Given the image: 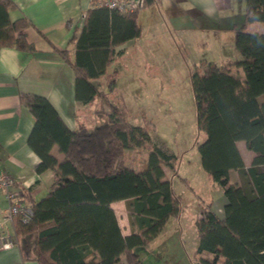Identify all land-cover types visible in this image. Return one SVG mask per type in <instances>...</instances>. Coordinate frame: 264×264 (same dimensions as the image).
<instances>
[{"label": "trees", "instance_id": "obj_1", "mask_svg": "<svg viewBox=\"0 0 264 264\" xmlns=\"http://www.w3.org/2000/svg\"><path fill=\"white\" fill-rule=\"evenodd\" d=\"M15 7L14 0H0V50L33 53L38 48L27 34L32 22L27 17L12 20ZM141 8L122 12L90 6L70 39L75 57L69 48L59 50L74 69L76 98L84 104L100 99L97 112L104 113V121L72 129L48 97L20 93L21 103L35 117L28 144L40 158L36 171H53L50 189L40 199L23 189L32 217L12 218L23 261L141 264L136 247L149 245L181 212L182 197L165 177V167L175 170L178 156L153 140V120L133 123L125 100L113 101L96 81L110 75L119 46L142 36ZM255 22L264 23V0H246L235 36L239 57L224 64L202 59L192 73L197 124L205 135L198 145L201 165L227 199L222 215L209 203L197 217L201 264H264V30L249 31ZM240 140L254 153L249 165ZM56 144L64 154L61 160L52 152ZM142 148L148 150L146 164H127L126 152ZM116 200L126 201L132 226L128 235L111 206Z\"/></svg>", "mask_w": 264, "mask_h": 264}, {"label": "crops", "instance_id": "obj_2", "mask_svg": "<svg viewBox=\"0 0 264 264\" xmlns=\"http://www.w3.org/2000/svg\"><path fill=\"white\" fill-rule=\"evenodd\" d=\"M14 1L16 7L10 10V18L27 17L32 22L27 34L38 50L33 53H24L13 47L0 50V171H7L15 179L12 189L21 192L28 188L36 199H40L50 189L53 171H36L40 158L28 144L35 117L21 103L20 93L34 92L48 97L72 129L80 124L92 128L104 121L105 115L97 112L102 107L100 99L95 100V104H84L76 98L74 69L59 53V50L69 48L72 58L75 57V45L70 39L74 29L81 28L78 20L90 7L89 1ZM245 11L246 0H149L147 6L139 11L142 36L117 48L121 53L108 68L110 75L96 80L100 89L109 94L121 92V87L108 89L107 83L114 77H120L121 61L130 60L134 52L137 58L139 52L145 51L144 61L155 62V67L169 59L167 46L179 52L175 60L183 58L200 63L206 59L218 64L235 60L239 57L234 56L236 29L242 24ZM248 30L262 31L264 23L255 22L249 25ZM96 115L102 117L94 118ZM238 146L249 165L254 153L243 140L238 141ZM242 146L247 148L250 160L245 157L246 149L242 150ZM59 151L58 145H54L52 152L61 160L64 154ZM232 175L237 176L236 172ZM10 201L6 189L0 188V228L14 239L13 246L0 250V264H38L22 259L15 242L12 220L7 215ZM223 205L218 210L214 209L219 215H222ZM111 206L122 232L130 234L132 226L126 201L116 200Z\"/></svg>", "mask_w": 264, "mask_h": 264}, {"label": "rangeland", "instance_id": "obj_3", "mask_svg": "<svg viewBox=\"0 0 264 264\" xmlns=\"http://www.w3.org/2000/svg\"><path fill=\"white\" fill-rule=\"evenodd\" d=\"M234 49V56H239ZM166 54L169 59L155 67V62L144 61L145 51L139 52L137 58L136 53H132L130 60L121 61L120 77H114L107 86L108 89L121 87V94L114 92L110 94L111 99L125 100L133 123L144 124L145 118L153 120V140L178 156L175 170L165 167V177L182 197L181 212L179 216H172L154 242L136 247L141 264H201L196 255L197 217L211 202L212 208L218 210L226 196L201 165L198 145L205 135L198 128L192 85V73L200 65L199 61L175 60L179 52L168 46ZM240 73H244L241 68ZM242 148L246 149L247 158V148ZM126 153L127 164L134 167L146 164L147 149H132ZM237 179L239 181L240 177Z\"/></svg>", "mask_w": 264, "mask_h": 264}, {"label": "built area", "instance_id": "obj_4", "mask_svg": "<svg viewBox=\"0 0 264 264\" xmlns=\"http://www.w3.org/2000/svg\"><path fill=\"white\" fill-rule=\"evenodd\" d=\"M90 6H107L109 8L118 9L122 12L132 11L144 6L145 0H88ZM86 17V12L82 13L78 20V24L82 25ZM15 186V179L7 172L0 171V188L6 189V194L11 200L7 215L13 218L15 214H20L24 221H28L33 215V209L29 206L23 197V191L12 189ZM13 237L11 234L5 233L0 228V250L13 246Z\"/></svg>", "mask_w": 264, "mask_h": 264}]
</instances>
